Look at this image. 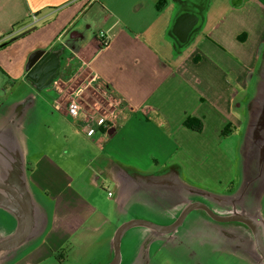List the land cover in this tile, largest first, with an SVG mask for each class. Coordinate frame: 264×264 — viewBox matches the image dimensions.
<instances>
[{
  "label": "crops",
  "instance_id": "obj_1",
  "mask_svg": "<svg viewBox=\"0 0 264 264\" xmlns=\"http://www.w3.org/2000/svg\"><path fill=\"white\" fill-rule=\"evenodd\" d=\"M92 75L121 106L120 127L108 136L86 135L64 108V94ZM43 109L51 124H40ZM60 119L95 143L90 162L62 160L57 147V157L43 151L40 127H60ZM235 139L242 177L238 185L235 175L213 178L229 193H209L232 201L214 209L228 215L253 198L264 219V178L261 187H245L247 176L259 184L256 175L264 177L247 164L264 155V0H0V181L25 190L31 207L30 232L0 252V264L78 262L98 246L110 262L118 230L144 221L137 213L165 227L200 200L182 177L187 159L218 153L230 160L224 144ZM4 197L0 187V242L22 220ZM231 224L243 226L196 210L174 233L140 231L146 247L193 250L199 239H230L234 231L223 225ZM132 229L121 238V264ZM230 246L224 249L236 254ZM135 255L128 264L145 263V248Z\"/></svg>",
  "mask_w": 264,
  "mask_h": 264
},
{
  "label": "rangeland",
  "instance_id": "obj_2",
  "mask_svg": "<svg viewBox=\"0 0 264 264\" xmlns=\"http://www.w3.org/2000/svg\"><path fill=\"white\" fill-rule=\"evenodd\" d=\"M93 99V102H95V98ZM40 118V124L42 125H47V123L51 124V122L54 120L53 116L49 113V110L47 111V109L41 110ZM55 118H57V116ZM50 129L51 128L46 130L41 126L39 130L41 133L40 139L43 140L40 145L41 147H44V152H50L52 155L57 157L58 153L55 151L57 147V150H60V152L64 154L62 156V160L78 158L81 159L82 162L83 160H85L87 163L91 161L92 153L95 151V143H93L91 140L87 141L83 138L77 137V135L73 133V129L70 132L69 127H67V122L64 119H60V127L53 126V128L51 130ZM46 136L48 137L47 139ZM224 146L225 148L229 147L227 148V151L230 160L219 156L218 153L213 155L206 153L201 158L187 159L186 162L185 160H182L183 163L185 162V170H181L183 172L182 177L186 181H191L194 183L196 187H198V189L204 193H229L226 192L229 187L226 188V185H221V183L213 180V178L220 177L223 182L224 179L227 180L231 177H234L235 175V180L233 181H236V184L238 185L242 174H240V168L238 167L239 157L237 154H235L236 139L230 144L226 142ZM229 163H231L233 166H229ZM139 164L141 166L143 165L141 162H139ZM236 184L234 182L233 185ZM108 186L110 185L108 184L107 187ZM107 189L108 188H105L106 191L104 192V195H100L101 198H103L105 194L108 193ZM137 215H141L136 218L138 220L140 219L148 222L151 221L153 224L160 226L163 225L161 220L150 218L151 215L149 216L145 213H137ZM223 227L227 231H234V233H231V235L236 236L235 238H238V235L245 236L248 244L254 246V239L248 228L239 226L237 224L223 225ZM133 230L138 231H134V233H132L133 236L130 239L124 240V244H130L129 254H124V257H126L124 264L130 263L136 257L135 253L137 250L141 248H145L146 255L145 259L142 258V260L148 262L147 264H252V261L249 258H246L243 254H229L230 252L224 249L222 243L218 241L214 242L213 245L208 244L207 239L203 238L199 239L200 241L203 240V243L198 242L197 246L193 247V250L183 248L173 249L172 247L168 246L159 250V246L146 247L148 238H145V234L140 231L144 230V228H134L132 231ZM237 230H240L241 232L239 233ZM235 243L238 244L237 241H235ZM59 261L60 260L57 257H54L43 264H107L109 259L107 258L105 249L102 246H98L81 261L76 262L72 258L62 260L63 262Z\"/></svg>",
  "mask_w": 264,
  "mask_h": 264
},
{
  "label": "water",
  "instance_id": "obj_3",
  "mask_svg": "<svg viewBox=\"0 0 264 264\" xmlns=\"http://www.w3.org/2000/svg\"><path fill=\"white\" fill-rule=\"evenodd\" d=\"M252 156L253 155H250V157L248 156L249 158L247 164H253L254 166L257 165L258 169H261L264 172V155L258 157V159L260 158L259 160L256 158H252ZM256 177H258V179L260 177L262 178L260 180L261 184L251 181L248 183L247 176L245 187L247 188L250 185H253L254 187H261L264 177H262V175H256ZM0 187L5 193V209L20 218L22 217V220H20L19 222L20 227L17 233L9 239L0 242V252H2L4 250L15 247L27 237L28 233L30 232L31 226V207L29 206V195L25 192V190H23L22 188L20 189L18 185L13 184L12 182L10 183L9 181H7L6 183H2L0 181ZM252 192L254 194V191ZM253 194L251 193V196ZM198 197L200 200L189 202L188 205L185 206V208L182 210L177 220L169 226L159 227L147 221H132L123 225L117 232L115 257L110 264H121V238L125 234V232H127L131 228L142 226L157 229L166 234H171L176 232L184 224L186 218L191 212L196 210L204 211L213 221L217 223H239L248 228L254 239V246L248 244L245 236H241L238 238H235L236 236H231V238L228 239V237L225 238L223 235H220L218 236V239H222L221 243L223 247L225 243L230 244L231 246L229 249H231L232 252L236 254H243L246 258H249L252 261V264H264V219L262 218L260 211L255 204L256 200L253 201V198H246L247 206L243 208L244 201L241 203V205H239V207L244 209L243 211H240L239 207L237 206L236 208H233L231 213H229L228 215H224L218 213V211H216L214 207L216 208L217 201H220V204L222 203V205L232 203L230 199H226L225 201H223L222 199H217L218 197L213 195L212 193H204L201 190H199L198 192ZM222 205L221 208H225ZM235 241H237L238 244L235 243Z\"/></svg>",
  "mask_w": 264,
  "mask_h": 264
},
{
  "label": "built area",
  "instance_id": "obj_4",
  "mask_svg": "<svg viewBox=\"0 0 264 264\" xmlns=\"http://www.w3.org/2000/svg\"><path fill=\"white\" fill-rule=\"evenodd\" d=\"M100 43L103 47L108 45L103 33L100 35ZM58 84L59 82H56V85ZM66 90H62V95ZM63 99L66 101L64 108L67 115L82 121L80 128L86 135L104 130L108 136L120 127L121 106L104 89L96 75H92L85 83L75 88L73 93H65ZM109 196H112V193H109Z\"/></svg>",
  "mask_w": 264,
  "mask_h": 264
},
{
  "label": "flooded vegetation",
  "instance_id": "obj_5",
  "mask_svg": "<svg viewBox=\"0 0 264 264\" xmlns=\"http://www.w3.org/2000/svg\"><path fill=\"white\" fill-rule=\"evenodd\" d=\"M204 212V211H203ZM205 213V212H204ZM206 214V213H205ZM140 227H142V226H140ZM135 228V227H134ZM132 229V228H131ZM114 257H115V255L113 256V258H112V260L109 262V264L110 263H112V261L114 260ZM148 262H145V263H143V264H147Z\"/></svg>",
  "mask_w": 264,
  "mask_h": 264
},
{
  "label": "trees",
  "instance_id": "obj_6",
  "mask_svg": "<svg viewBox=\"0 0 264 264\" xmlns=\"http://www.w3.org/2000/svg\"><path fill=\"white\" fill-rule=\"evenodd\" d=\"M186 124L190 126L191 120H189ZM198 130H200V127H198Z\"/></svg>",
  "mask_w": 264,
  "mask_h": 264
},
{
  "label": "bare ground",
  "instance_id": "obj_7",
  "mask_svg": "<svg viewBox=\"0 0 264 264\" xmlns=\"http://www.w3.org/2000/svg\"><path fill=\"white\" fill-rule=\"evenodd\" d=\"M50 70V69H49ZM64 98V97H63Z\"/></svg>",
  "mask_w": 264,
  "mask_h": 264
}]
</instances>
